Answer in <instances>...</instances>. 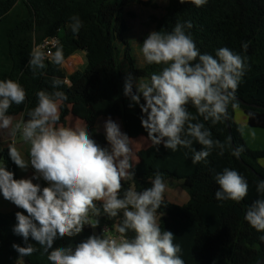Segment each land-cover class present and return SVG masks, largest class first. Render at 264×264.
I'll use <instances>...</instances> for the list:
<instances>
[{
    "label": "clouds",
    "instance_id": "clouds-1",
    "mask_svg": "<svg viewBox=\"0 0 264 264\" xmlns=\"http://www.w3.org/2000/svg\"><path fill=\"white\" fill-rule=\"evenodd\" d=\"M190 2L201 7L208 0ZM82 26L79 16L70 18L68 27L73 34ZM192 27L191 21L177 22L171 32H150L141 43L140 54L146 64L161 66L160 71L148 79H137L135 84L129 75L123 92L130 98L129 107L139 105L141 125L157 150L161 144L172 152L185 148L197 164L207 162L215 149L224 155V143L213 139L204 122L215 125L227 118L230 103L237 107L233 101L245 73V58L227 47L217 49L214 56L202 54L186 31ZM242 47L247 50L248 44ZM45 60L62 66L63 47L57 44L52 51L34 44L28 61L33 73L46 67ZM66 83L52 78L54 89ZM36 97L28 119L14 123L8 110L13 104H23L27 92L16 80L0 79V131L7 130L11 137L8 155L21 170L31 166L35 172L32 178L16 179L13 172L0 166V194L24 210L16 212L13 228L26 244L12 245L19 254L17 264H25L24 257L38 251L35 245L47 253L50 264H185L176 236L162 229L158 218L165 191L161 175L156 173L151 186L142 191L123 189L124 181L131 180L135 172L132 139L120 125L107 118L104 129L109 147H103L86 125L60 123V108L67 100L64 92L40 90ZM18 140L27 146V158L16 146ZM242 151L236 148L232 155L239 158ZM41 178L47 186L33 182ZM214 179L219 185L215 193L218 201L239 203L247 197L248 182L238 171L224 168ZM256 192L258 198L248 206L244 219L257 232H264V180L257 183ZM101 209L109 219L122 213L116 235L93 234L74 248L53 247L57 238L75 237L86 225L95 228L99 219L93 218L101 216ZM29 238L36 244L29 243Z\"/></svg>",
    "mask_w": 264,
    "mask_h": 264
},
{
    "label": "trees",
    "instance_id": "trees-1",
    "mask_svg": "<svg viewBox=\"0 0 264 264\" xmlns=\"http://www.w3.org/2000/svg\"><path fill=\"white\" fill-rule=\"evenodd\" d=\"M134 4L150 6L152 2L0 0V79L16 80L27 92L25 102L19 106L13 104L8 115H22V119L27 120V112L37 104L38 91L51 93L59 90L67 96L60 108V123L66 126L70 106H73L74 112L84 119L89 133L101 146L107 147L108 143L105 134L96 128L99 116L121 119L130 138L140 134L147 138V132L141 125V109L139 105L129 107L131 101L124 95V83L129 75L134 84L139 78L148 79L153 72L160 71L161 66L136 65L126 20V16L130 15L126 10ZM73 15L79 16L82 21L78 34H73L68 27ZM188 21L193 27L186 31L192 35L202 54L214 56L217 49L227 47L245 58V73L233 101L237 107L233 108L231 103L228 106L229 121L236 148L243 149L241 158L264 178V168L260 165L264 151L250 149L242 137L240 125L234 122L235 110L242 109L249 126L264 129V109L245 107L237 100L264 107V0H208L201 7L190 0L185 3L169 0L166 14L157 22V31L171 32L177 22ZM50 37L59 39L65 60L78 52L85 53L84 69L67 75L61 66L45 61L46 67L33 73L28 66L31 49L34 44ZM244 43L248 44L247 50L242 47ZM53 77L68 80L70 84L54 89ZM189 110L194 114L196 112L191 105ZM200 120L204 122L202 118ZM204 123L210 128L213 139L224 143L223 156L218 155L219 149H215L207 162L193 164L191 153L185 148L172 152L162 144L158 146L159 150L152 145L138 154L140 161L133 166L135 175L131 180L124 181L123 189L142 191L151 186V179L156 173L161 175L164 183H183L188 201L173 203L163 194L158 218L161 228L176 236L175 243L182 248L185 264H259L264 259V240L260 239L264 232H257L244 216L248 206L258 198L256 185L262 179L232 155L234 149L226 119L215 125ZM195 147L199 150L200 146ZM2 165L19 179L20 168L10 159L8 146L1 154ZM224 168L238 171L247 180L249 192L243 201L236 203L215 198L219 185L214 176ZM34 183L47 186L42 178ZM97 206L100 207V202ZM18 211L24 210L19 208L7 214L0 213V264H17L19 254L12 245L26 246L23 238L13 232ZM24 214L27 215L26 212ZM121 218L122 213L109 219L102 212L100 217L93 219L114 228ZM90 235H93L92 227L86 225L75 237L57 238L53 247L74 248ZM28 242L36 244L31 238ZM35 247L38 251L24 257L25 264H50L43 248L39 245Z\"/></svg>",
    "mask_w": 264,
    "mask_h": 264
},
{
    "label": "crops",
    "instance_id": "crops-1",
    "mask_svg": "<svg viewBox=\"0 0 264 264\" xmlns=\"http://www.w3.org/2000/svg\"><path fill=\"white\" fill-rule=\"evenodd\" d=\"M70 60V61H69ZM85 53L83 52H78L72 56H70L69 58H67L65 61L70 63V65L73 68H77V71L79 70V66L80 65H85ZM62 69L64 70V64L61 66ZM65 71V70H64ZM76 72V71H75ZM74 72V73H75ZM73 73V74H74ZM236 111V110H235ZM245 114V113H244ZM12 116V115H11ZM246 116V115H245ZM14 117V123L18 120L22 119V115L19 116H13ZM106 116H99L97 118L96 121V128L100 133L105 134V129H104V122L107 120ZM117 119H112L113 121L117 122ZM244 123L246 124L247 121V117H244ZM121 120V119H120ZM81 124V125H86V122L84 121V119L80 116H78L75 112H74V108L73 106H70V114L67 117L66 120V126H71L74 124ZM119 124V122H117ZM121 127V131L125 132L124 129V124L123 122L121 124H119ZM241 127V133H242V137L244 139V141L246 142L247 146L255 151H264V142H261L260 140H258L257 138V133H252V132H248L245 127L243 125H240ZM250 128H258V127H251ZM261 130H264L263 128H259ZM126 133V132H125ZM259 135H262V133L260 132ZM132 139V149H133V157H132V161L131 163L134 165H137L140 161L139 158V153L142 150H146L149 147L152 146V143L149 139H147L143 134L138 135L137 137L131 138ZM11 143V137L8 135L7 130L4 131H0V161H1V154L2 151L5 147H7L9 144ZM20 151L22 152V154L25 156V158H27V146L23 145L22 143L17 142L16 145ZM109 147V145L107 146ZM260 165L264 168V159L260 161ZM35 172L34 169L31 168V166H29V168L27 170H21L19 169L18 171V175H19V179L21 178H32L34 176ZM35 181V180H34ZM33 181V182H34ZM169 185H179L181 188L184 189L183 187V183L182 182H177V181H168L165 183V186ZM185 191V190H184ZM186 192V191H185ZM164 195L166 194L165 191L163 193ZM183 199H184V203H186L188 201V194L185 193L183 195ZM19 208H17L13 203H11L10 201H7L3 198L2 194H0V213L1 214H7L10 212H13L15 210H17Z\"/></svg>",
    "mask_w": 264,
    "mask_h": 264
},
{
    "label": "rangeland",
    "instance_id": "rangeland-1",
    "mask_svg": "<svg viewBox=\"0 0 264 264\" xmlns=\"http://www.w3.org/2000/svg\"><path fill=\"white\" fill-rule=\"evenodd\" d=\"M151 2L152 4L150 6L134 4L129 6L126 10L127 13H130V15L126 16V20L130 28L128 38L132 43L134 49L133 55L138 67H142L146 64L143 61L142 55L140 54L141 43L150 32L157 31V22L166 14V7L168 6L169 0H151ZM85 65H80L79 70L84 69ZM64 70L67 75H71L75 71H77V68H73L70 63L65 61ZM123 70L125 73H127L125 67H123ZM244 117H246L244 111L242 109H236L234 113V122L238 125H243L248 132H252L254 134L257 133L258 140L264 142V130H261L259 128H250L248 122L246 124L243 122ZM117 122L121 124L122 120L117 119ZM260 132L262 133V135H259ZM184 190L185 189L181 188L179 185H166V194L164 195V197L173 203L183 204V195L186 193Z\"/></svg>",
    "mask_w": 264,
    "mask_h": 264
},
{
    "label": "built area",
    "instance_id": "built-area-1",
    "mask_svg": "<svg viewBox=\"0 0 264 264\" xmlns=\"http://www.w3.org/2000/svg\"><path fill=\"white\" fill-rule=\"evenodd\" d=\"M59 39L57 37H50L44 39L40 45H42L45 50H52L54 51L57 44H59ZM48 61V60H45ZM67 83L69 84V81L67 80ZM93 234L95 235H116L115 227L111 228V226L108 223H102L97 225L95 228L92 227Z\"/></svg>",
    "mask_w": 264,
    "mask_h": 264
},
{
    "label": "water",
    "instance_id": "water-1",
    "mask_svg": "<svg viewBox=\"0 0 264 264\" xmlns=\"http://www.w3.org/2000/svg\"><path fill=\"white\" fill-rule=\"evenodd\" d=\"M237 100L245 107H252V108H260V109H264V107H261V106H258V105H254V104H249L241 99H238ZM229 111L227 109V118H226V123H227V126H228V130H229V134H230V140H231V144H232V147L233 149H236V145H235V142H234V139H233V135H232V129H231V126H230V121H229ZM238 160L240 161V163L244 166H246L247 168H249L251 170L252 173H254L259 179H262L264 180L263 176L260 175L259 173L256 172V170L254 168H252L251 166L247 165L245 163V161L241 158V156H239ZM259 264H264V259L259 263Z\"/></svg>",
    "mask_w": 264,
    "mask_h": 264
}]
</instances>
